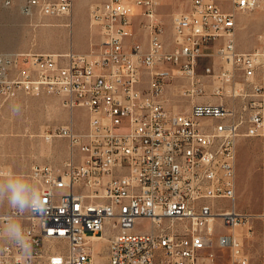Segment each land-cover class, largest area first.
Wrapping results in <instances>:
<instances>
[{
  "label": "built area",
  "instance_id": "2783aa9c",
  "mask_svg": "<svg viewBox=\"0 0 264 264\" xmlns=\"http://www.w3.org/2000/svg\"><path fill=\"white\" fill-rule=\"evenodd\" d=\"M16 3L39 22L74 6L0 0V9ZM189 4L172 16L170 43L160 0H104L89 6L98 38L88 52H0L1 98L45 93L85 111L84 128L72 117L45 135L65 139L68 157L28 175L45 199L20 217L31 258L0 240V264H101L94 238H107L106 264H212L213 248L252 264L236 231L249 234L264 214L237 210V153L242 138L264 136V49L239 50L236 31L260 0ZM136 22L146 44L129 41ZM10 214L0 211V225Z\"/></svg>",
  "mask_w": 264,
  "mask_h": 264
},
{
  "label": "rangeland",
  "instance_id": "374dc122",
  "mask_svg": "<svg viewBox=\"0 0 264 264\" xmlns=\"http://www.w3.org/2000/svg\"><path fill=\"white\" fill-rule=\"evenodd\" d=\"M74 0L70 14L51 17L39 22L23 16L17 3L10 8L0 9V52H88L92 42H96L98 31L89 24V10L83 2ZM90 5L104 0H88ZM159 16L163 22L164 37L171 42L172 16L189 7L190 0H160ZM89 5V6H90ZM131 42L146 44L143 28L136 22L132 25ZM236 43L238 49H264V0L252 12L241 13L237 18ZM18 105L19 113L13 114L12 107ZM72 117L77 129L85 127V111L75 109ZM71 118V111L64 107L59 97L50 94L30 95L20 93L15 98L4 100L0 96V167L29 175L37 164L60 165L68 157V144L63 138L48 142L45 135L65 125ZM237 210L264 214V136L242 138L237 153V190L235 198ZM229 205V201H223ZM6 203H0V211H8ZM218 232L227 230L217 224ZM146 227L147 224H144ZM237 233L247 234L244 246L252 264H264V218L253 222L248 234L245 228ZM107 240H100L93 260L107 263ZM212 264H229L225 251L213 248ZM98 254V255H97ZM94 255V254H93ZM99 261H98V260Z\"/></svg>",
  "mask_w": 264,
  "mask_h": 264
},
{
  "label": "clouds",
  "instance_id": "9594fccd",
  "mask_svg": "<svg viewBox=\"0 0 264 264\" xmlns=\"http://www.w3.org/2000/svg\"><path fill=\"white\" fill-rule=\"evenodd\" d=\"M19 106L12 107L18 114ZM0 203H6L12 214L0 225V240L13 244L26 259L31 258V234L22 225L20 217L26 212H42L44 192L35 178L11 167H0Z\"/></svg>",
  "mask_w": 264,
  "mask_h": 264
},
{
  "label": "bare ground",
  "instance_id": "6f19581e",
  "mask_svg": "<svg viewBox=\"0 0 264 264\" xmlns=\"http://www.w3.org/2000/svg\"><path fill=\"white\" fill-rule=\"evenodd\" d=\"M258 7H259V6H258ZM92 28H93V27H92ZM93 29H94V28H93ZM70 119H72V112H71V118H70ZM100 240L106 241L107 238H104V239H102V238H94V239H92V244L88 246L91 252H94V248H95L96 246H98ZM96 249H97V247H96ZM93 254H94L93 256H94L95 258H97V257L95 256V253H93ZM97 255H98V254H97ZM97 260H98V259H97ZM93 261H94V260H93ZM98 261H99V260H98ZM94 262L98 263L97 261H94Z\"/></svg>",
  "mask_w": 264,
  "mask_h": 264
},
{
  "label": "crops",
  "instance_id": "0c3cea01",
  "mask_svg": "<svg viewBox=\"0 0 264 264\" xmlns=\"http://www.w3.org/2000/svg\"><path fill=\"white\" fill-rule=\"evenodd\" d=\"M80 3H82V4H85V7H86V11H87V9L89 10V5H90V1H88V0H85V1H83V2H80ZM241 51H245V50H250V48H242V49H240Z\"/></svg>",
  "mask_w": 264,
  "mask_h": 264
}]
</instances>
